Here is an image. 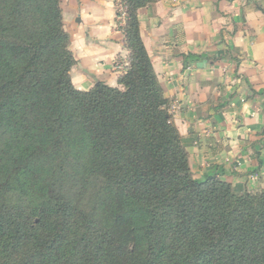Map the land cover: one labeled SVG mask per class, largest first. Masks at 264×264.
<instances>
[{
    "label": "trees",
    "instance_id": "obj_1",
    "mask_svg": "<svg viewBox=\"0 0 264 264\" xmlns=\"http://www.w3.org/2000/svg\"><path fill=\"white\" fill-rule=\"evenodd\" d=\"M158 1L121 0V88L83 92L61 0H0V264H264V191L191 175L139 32Z\"/></svg>",
    "mask_w": 264,
    "mask_h": 264
},
{
    "label": "crops",
    "instance_id": "obj_2",
    "mask_svg": "<svg viewBox=\"0 0 264 264\" xmlns=\"http://www.w3.org/2000/svg\"><path fill=\"white\" fill-rule=\"evenodd\" d=\"M69 1L81 34L71 43L74 87L86 92L95 78L121 88L112 71L125 56L113 21L121 0ZM138 22L193 179L214 174L236 193L264 191V0H160L139 9Z\"/></svg>",
    "mask_w": 264,
    "mask_h": 264
},
{
    "label": "rangeland",
    "instance_id": "obj_3",
    "mask_svg": "<svg viewBox=\"0 0 264 264\" xmlns=\"http://www.w3.org/2000/svg\"><path fill=\"white\" fill-rule=\"evenodd\" d=\"M69 2H73V1H65V0H61V8L62 10H66L65 15H68V19L69 22L67 23H63L64 24V29L67 32V34L69 35L70 38V44H69V50L71 51L72 55L73 52L71 50V43L75 44V46H77V42L79 41V39L81 38V34L80 31L78 30L79 28V23L77 25L76 22H74L73 18L76 15V13H72V12H68L67 11V5ZM70 4H74L70 3ZM151 5V4H150ZM149 6V5H148ZM114 10V26L115 28H119L122 30L123 33V29L125 28V22H126V16H122V12H125V9L123 7H120V5L118 7L113 8ZM68 12V13H67ZM126 14V13H125ZM83 30H81L82 32ZM124 35V33H123ZM73 40V42H72ZM123 42H124V37H123ZM123 52H125V56L124 57H115L113 63H112V71L115 73H118L119 76H121L128 65V51L125 49ZM74 56V55H73ZM76 75H78L76 73ZM71 76V75H70ZM79 77L76 79V84L78 83ZM80 81V80H79ZM91 83H98L96 82L97 79L95 78H91L90 79ZM95 84L92 85L91 89L92 90L93 87L95 86ZM97 85V84H96ZM88 90V91H89ZM69 176H70V172H66L65 175L62 177L63 180L62 181L63 185H64V189L65 190H69V193L73 196V198H77L79 197L81 199L83 207L86 210H89L90 208H92L94 206L95 203V193L97 192V183L95 181H93L91 178H83L82 176V180L80 179L78 182H73L69 180ZM235 192V191H234Z\"/></svg>",
    "mask_w": 264,
    "mask_h": 264
},
{
    "label": "built area",
    "instance_id": "obj_4",
    "mask_svg": "<svg viewBox=\"0 0 264 264\" xmlns=\"http://www.w3.org/2000/svg\"><path fill=\"white\" fill-rule=\"evenodd\" d=\"M122 16H123V17L126 16L125 12H122Z\"/></svg>",
    "mask_w": 264,
    "mask_h": 264
}]
</instances>
